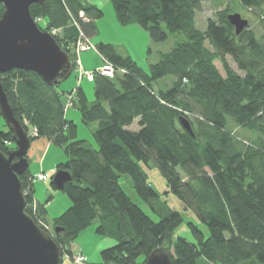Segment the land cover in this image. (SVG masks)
<instances>
[{
    "label": "trees",
    "instance_id": "16d2710c",
    "mask_svg": "<svg viewBox=\"0 0 264 264\" xmlns=\"http://www.w3.org/2000/svg\"><path fill=\"white\" fill-rule=\"evenodd\" d=\"M111 1L118 20L138 23L152 42L175 33L185 39L161 52L149 71L101 42L97 47L114 65L115 76L95 69L90 99L85 80L77 83L74 48L81 33L90 39L98 34L104 11L90 0H45L32 4L31 14L45 19L48 28L39 22L44 30L62 28L54 36L71 55L74 86L64 87L70 77L50 85L31 70L1 75L23 126L35 127L37 138H48L66 156L56 170L72 175L63 189L71 205L51 224L60 227L53 235L63 255L74 256L72 244L95 224L98 234L115 241L95 264H143L158 247L170 249L173 264H264V0H227L204 31L194 22L207 0ZM239 9L258 15L260 35L251 25L236 33L228 16ZM4 10L0 3V18ZM214 58L223 63L225 75ZM169 77L170 85L157 88ZM71 108L80 111L94 142L77 137V124L67 116ZM181 116L190 120L195 136L182 126ZM0 119V148L7 152L16 146L1 111ZM152 168L165 179L163 192L150 180ZM123 176L150 213L125 191ZM32 177L30 167L21 176L27 211L46 229L41 221L50 225L48 209L36 200ZM51 185L58 189L52 179ZM177 201L180 209L173 206ZM183 226L193 241L178 234Z\"/></svg>",
    "mask_w": 264,
    "mask_h": 264
},
{
    "label": "water",
    "instance_id": "95a60500",
    "mask_svg": "<svg viewBox=\"0 0 264 264\" xmlns=\"http://www.w3.org/2000/svg\"><path fill=\"white\" fill-rule=\"evenodd\" d=\"M4 12L0 18V111L13 133L14 148H0V264H62L63 250L54 235L42 228L27 211V199L21 176L29 169L32 137L15 116L1 75L13 69L31 70L45 82L56 85L71 76V55L54 34L40 27L31 14V5L45 0H0ZM229 21L240 34L250 20L240 12L230 13ZM182 126L193 136L190 120L180 117ZM72 180L68 170H58L52 177L59 190ZM60 227L55 228L58 233ZM143 264H173L167 247L154 249Z\"/></svg>",
    "mask_w": 264,
    "mask_h": 264
},
{
    "label": "rangeland",
    "instance_id": "374dc122",
    "mask_svg": "<svg viewBox=\"0 0 264 264\" xmlns=\"http://www.w3.org/2000/svg\"><path fill=\"white\" fill-rule=\"evenodd\" d=\"M226 1L227 0L205 1L203 3L202 9L196 13L195 22H194L195 28L199 31L206 30L208 18L213 17L218 9L224 7ZM92 2L99 5V7L104 11V16L97 21L99 32L98 34H96L91 38V42L93 43L92 47L83 51H78L82 49H79L77 45L74 48L76 55L75 64L77 68L76 71L78 73V79L80 77V74L78 72V67H80L79 60L81 66H83L82 60L84 59L85 56H87L91 60L90 64L92 65V67L88 68V70L94 71L95 69L101 67L103 62L104 63L106 62V59H103L102 51L99 50L97 47V45L100 44L101 42L113 44L115 47H117L118 51L121 54L131 55L139 63L140 66H142L145 70L149 71L151 64L160 60L161 52H166L171 50L178 42L185 39L182 33H175V34H171L168 40L156 44L152 42L150 33L138 23L122 24L117 18L115 8L111 0H93ZM239 11L244 17L250 20L251 27L257 32V34L260 35L263 32V29L262 26L260 25L258 15L250 10L239 9ZM41 22L44 23L45 28H48V24L45 22V19H41ZM55 30L57 34H61L63 32L62 28H58ZM206 47L213 51V48L208 41L206 42ZM227 60L232 68H234L239 73H243L241 70L238 69L236 62L233 60L231 56H227ZM213 64L217 67L218 70H220V72L223 75L226 74V71L223 67V63L221 62L220 59L214 58ZM83 68L87 69L85 66H83ZM86 79L89 80V78L84 77L82 78L81 81L83 80L86 81ZM172 80L174 79L169 77L161 81V83L157 85V88L164 87V85L167 86L170 85ZM70 81L76 82V77L74 75L70 77V79L66 81L65 85H67ZM85 81L83 83L85 85L87 94L90 99H93L94 98L93 86L87 85ZM77 83L79 84V80L77 81ZM69 110H70L69 116L74 117L77 124V137L86 138L94 142L92 129L82 122L80 111L76 108L74 109L71 108ZM1 125H2V120L0 119V126ZM29 131L30 129H28V132ZM37 137L38 136H35V138ZM59 156H61L60 158H62V160L66 159V156L62 148L56 144H53L51 150L48 153L47 161L51 157L59 158ZM38 165H39L38 162L34 159L32 161L31 169L34 171L38 167ZM45 172L51 173L50 170ZM148 173L150 180L154 184L155 188H157L160 192H163L165 189L166 182L163 176L160 174L159 170L156 168L148 169ZM121 184L124 187L125 191L132 198V200L137 204L141 205L148 213H150L146 203L141 199V197L138 195L136 190L132 187L131 181L127 176H123L121 178ZM36 186L37 189L39 190L37 195L40 196L41 198L40 200L45 202L47 199L51 198L50 196H53L54 198L53 205L49 209V218L51 220L50 226L52 228L51 229L52 234H54L55 228L51 225L53 224V220L51 218L60 215L65 210H67V208L71 204V199L68 196V194L63 190L54 189L51 185V180L47 182H42V181L36 182ZM171 199L172 197L168 199L170 204H172L173 201ZM176 203L178 204L176 205L173 203V206H176V208L180 209L181 208L179 207L180 203L178 201ZM178 234L187 237L191 241L194 240L191 232L188 230V228H186V226L181 227L178 231ZM106 237L107 236L100 235L96 232L95 224L89 226L88 228L82 230L78 235V237L76 238V240L74 241L73 255L74 256L78 255L80 249L81 250L83 249L85 254H87L88 252L94 254V250L96 246L99 245L100 242L103 241V239H112ZM74 256L65 254L63 256L62 264H78L76 261H74L73 258ZM90 257L92 258L91 255ZM142 259L143 257L139 258L140 261ZM99 260L103 261L101 252L99 255ZM92 261L95 262L96 260L91 259V262Z\"/></svg>",
    "mask_w": 264,
    "mask_h": 264
},
{
    "label": "crops",
    "instance_id": "0c3cea01",
    "mask_svg": "<svg viewBox=\"0 0 264 264\" xmlns=\"http://www.w3.org/2000/svg\"><path fill=\"white\" fill-rule=\"evenodd\" d=\"M91 1V0H90ZM93 1V0H92ZM91 1V2H92ZM94 3V2H93ZM96 4V3H95ZM98 5V4H97ZM99 6V5H98ZM82 63H83V66H85L87 69L88 68H91L92 65L90 64L91 63V60L85 56L84 59L82 60ZM87 85H92V83L90 81H85ZM75 83V81H70L67 85H65L64 87L67 89L71 86H74L73 84ZM83 86L85 87L84 83H83ZM93 86V85H92ZM74 109V108H72ZM77 109V108H76ZM75 113V112H74ZM70 114V110H68L67 112V116L68 118L72 119L75 121V118L74 117H71L69 116ZM76 122V121H75ZM54 143H52V141H50L48 138L46 137H39L38 139L32 141V146L30 148V151H29V157L32 158V161L35 159L37 162H38V167L33 171L31 169V165H30V170L32 172V174H36V173H39V172H45V171H52L53 169L57 168L58 164L65 161V160H62V158H60L61 156H59V158H56V157H51L48 161H47V156H48V153L49 151L51 150L52 146H53ZM38 189H37V186H36V182H35V198L38 202H41V203H45L46 204V207L48 209V221L51 223V220L49 218V209L51 208V206L53 205V201H54V198L52 197L51 200H46L45 202L40 200V196L37 195L38 193ZM71 205V204H70ZM69 205V206H70ZM69 208V207H68ZM59 216V215H57ZM57 216H54L53 218H51L52 220L57 217ZM108 238V237H106ZM110 238V237H109ZM115 243L114 239H103V241L100 242L99 245L96 246L95 250H94V254L93 253H90L88 252L87 254L84 253V250L80 249V252L79 253H83L85 254L87 257H88V262L90 264H95V263H99L101 262L99 260V255H100V252L107 248V247H110L112 246L113 244ZM73 246H74V243L72 244V251H73ZM89 254V255H88ZM90 255L92 256V258L90 257ZM91 259H95L96 261L95 262H91Z\"/></svg>",
    "mask_w": 264,
    "mask_h": 264
},
{
    "label": "built area",
    "instance_id": "2783aa9c",
    "mask_svg": "<svg viewBox=\"0 0 264 264\" xmlns=\"http://www.w3.org/2000/svg\"><path fill=\"white\" fill-rule=\"evenodd\" d=\"M81 14L83 15V12ZM36 21L39 24V22L41 21V18L36 19ZM49 31L54 35L57 33L55 29H50ZM76 45L78 46L79 49H82V50H78V51H83V50H87V49L91 48L93 43L91 42L90 38L86 37L84 33H81V38ZM79 65H80V67H78V72L80 74V77L78 79L79 82L84 77L89 78V80H93L94 71L84 69L83 66H81L80 60H79ZM97 71L104 74V75H107L109 77L115 76L114 65L112 63L108 62L107 60L105 63L104 62L102 63L101 67H99L97 69ZM71 105H72V103L70 101V102H68L67 107L69 108V107H71ZM28 133L31 137L38 136L37 129L35 127L30 128V131ZM5 144L10 146L12 144V142L9 140H5ZM56 172H57V170L55 168L51 171V173L39 172V173L34 174L32 178H33L34 182H39V181L47 182V181L52 179L51 178L52 175H54ZM36 204H37V201L34 202L35 206H36ZM41 223L43 225H45L46 229L52 233V231H51L52 228L50 225L43 223V221H41ZM74 261H76L78 264H89L88 257L82 253L75 255Z\"/></svg>",
    "mask_w": 264,
    "mask_h": 264
}]
</instances>
